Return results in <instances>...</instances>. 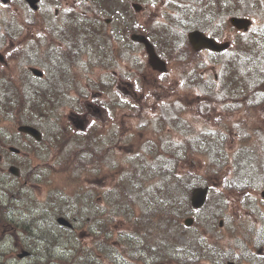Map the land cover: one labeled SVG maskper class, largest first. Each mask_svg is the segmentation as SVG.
Segmentation results:
<instances>
[{"label":"trees","instance_id":"trees-1","mask_svg":"<svg viewBox=\"0 0 264 264\" xmlns=\"http://www.w3.org/2000/svg\"><path fill=\"white\" fill-rule=\"evenodd\" d=\"M102 1L104 0H87L86 5L95 7ZM174 1L177 2L173 5L175 12L161 13L164 20L158 24L155 43L157 45L159 41L166 46V54L164 50H160L171 68L183 76L182 84L186 89L181 92L180 105L174 115L166 117L164 114H157L152 117V127L156 128L147 131L150 139L147 140V148H144L146 150L136 154L137 162L127 161L132 156L125 160L124 174L120 172L113 187L103 190L101 207L98 208L93 200L98 194L93 169L100 166V160L104 159L109 150L100 151L97 136L99 130L94 131V126L86 132L79 131L80 134L69 131L65 114L60 111L62 100H65L68 93L60 92L61 87L56 89L57 77L61 74L68 76L66 71L76 67L77 61L72 57L68 61H39L46 71L42 79L34 77L30 80L34 84V92L6 94L3 103L6 117L32 123L43 133L41 141L34 140V151L43 149L42 146L50 151L68 150L67 155L46 154L43 159L41 155L38 156L41 163L34 166V183L42 182L48 188L45 201H38L34 196V205L49 207L52 204L50 200H55L50 211L53 216L68 215L70 211L67 207H75L78 208L79 218L92 224L93 234L88 242L89 247L80 245L77 251L69 248L67 255L66 252L58 255L55 253L56 259L40 253L34 264H57L60 259L65 264H196V254L199 255L205 246L200 240H196L197 226L202 223L196 213L208 212L217 227L216 217L224 213L225 200L222 196L218 198V191L211 186L206 203L196 212L189 200L192 188L197 184L210 185L207 174L213 177L221 175L222 190L226 191H243L264 183V141H256V130L248 131L242 124L245 117L242 115L243 110L253 109L264 103V57L258 54L263 49L262 41L256 36L249 38L252 47L249 43L235 46L236 40L233 39L232 48L236 51H231L230 59L223 61L217 72L218 80L214 78L217 73L212 74L210 70L206 71L210 74L206 78L203 55L187 44L186 31L191 28L209 31L211 17L220 14L221 10L217 7L225 9L227 0ZM238 1L228 0V4L232 3L237 7ZM118 2L127 4L126 10L133 16L128 0ZM231 11L228 13L236 12L234 9ZM103 14L93 10L83 17L86 50L89 51L90 44L100 47L102 58H105L108 51L113 52L116 40L122 44L132 43L129 39L130 32L136 30L147 33V22L139 23L134 19L126 22L127 19L121 16H117L118 28L108 30L103 24ZM211 26L214 25L211 23ZM94 53L97 54L96 51ZM101 62L105 60L102 59ZM31 86L33 85L27 87ZM195 87L203 89L195 91ZM108 88H112V83L102 84L101 90L107 98L102 101V105L118 100L115 94L107 91ZM145 88L147 87L142 84L141 93ZM141 93L134 100L133 115L146 119L145 116L150 112L141 103L148 102L150 95L141 99ZM85 96L87 95H79L77 102L82 101ZM196 102H202L204 106H207V102L209 104L201 107ZM75 108L81 112L79 107ZM211 108L219 111V119H224L225 128L215 124L209 115H202V111H209ZM113 110V107L109 109L110 116ZM154 118L157 119V124ZM196 118H207L206 123L210 121L215 128L205 126L196 132ZM231 132L232 139L227 142L225 136ZM197 147L200 154L197 156L200 159L199 168H205V172H196ZM83 176L94 184H86L82 180ZM68 191L73 192L75 202H56L57 198H70ZM136 209L139 211L135 214ZM251 211L260 215L264 221V213L259 208ZM45 212L46 210L38 209L34 213V230L39 232L36 237L46 242H51L53 238L54 245H57L59 241L57 243L56 234L59 229L49 226V230L48 226H44L48 221L42 218ZM187 213L194 216V222L189 227L183 223ZM119 217H124L123 223H119ZM1 218L3 223H0V229H5L10 223L4 216L0 215V220ZM97 223L99 227H96ZM96 229H100V232ZM260 229H264V225ZM262 232L264 230H257L256 235ZM180 236L184 237L183 242H179ZM239 236L241 240L234 237L236 240L231 239L228 245L231 246L230 249L245 245L247 254L232 252L230 256L238 257L240 263L244 257V263L259 264L254 250L246 246L247 243H252L255 248L264 247V235L257 241L250 237L242 239L243 232ZM179 247H184V250H179ZM226 253L228 254L223 251L221 254L225 256ZM258 259L264 264V257L258 256Z\"/></svg>","mask_w":264,"mask_h":264},{"label":"rangeland","instance_id":"rangeland-1","mask_svg":"<svg viewBox=\"0 0 264 264\" xmlns=\"http://www.w3.org/2000/svg\"><path fill=\"white\" fill-rule=\"evenodd\" d=\"M116 0H104L100 3L99 7L104 8L105 14H103V19H111L109 24L111 27H116L119 24V19L118 17H113L114 14H117L118 11H121L123 13L122 17L125 18H133L134 20H138L140 22L151 20L148 19L149 16L154 15L157 13V4L152 3V0H128L129 6L132 1L139 2L143 5V9L140 12H136L131 8L130 11H134L133 16L129 15V11L126 10L127 4L124 3H119L116 5L114 9H110V6L115 4ZM259 4L264 5V0H245V5L243 7V12H248L251 15H254L256 17V23L255 19L253 18L252 25L254 27L253 30H256L259 25L264 21V15H260L258 12L255 11V7ZM46 9V5H44L43 9H39L37 12H31L29 16L34 19L40 18L43 15V12ZM45 18V17H44ZM146 18V19H145ZM130 20H128L129 22ZM150 23V22H149ZM158 24V23H157ZM151 28L153 29L155 27V24L150 23ZM143 50L141 49L140 46H137L135 48V53L138 58H140L141 66H136L134 64V60H125V61H119L118 63L116 62L111 69L117 72H124L123 70H126V73L129 74L132 79L138 78V81L141 82L144 86H148V89L151 92H148L149 95H151L149 101L145 104V106L150 105V114L151 116H145L146 119H133V118H128L125 116V114L129 111L127 109L128 104H121L120 106H114V112L116 111L117 115H114L112 120H116L114 125L111 128L109 125L106 127L105 131L103 132L102 138L104 139L103 144L101 145L100 148H102L104 145H108L110 143L111 147V152L108 155H105L103 160H100V167L93 169L94 173V180L96 185L99 186L98 189V194H96L95 199H93L96 203V206L99 208L103 205V197H102V192L103 190H106L108 188L113 187L115 178L122 172V175L124 174L126 169V162L125 160L127 157V161L129 162H137L136 154L138 151L133 150L136 148V150H140L143 147H145V144L148 139L146 138L143 132H146L148 130H153L156 127L153 126V118L152 116L157 114L158 112H164L167 117H170L174 115L177 111V106L179 105V99H181V92L183 89H181L182 86L179 85L178 88L177 82L175 79V74L169 73L167 76H169V82L168 83H163L162 87H156V84L154 79L158 75V71H153L150 72L149 69V64L147 60V56L143 55ZM145 54V53H144ZM39 57V56H36ZM225 57V56H224ZM141 58L142 61H141ZM86 61L82 63L83 69L80 73L84 74V77L89 76L91 78L95 77H100L99 74H104L108 73L105 72L103 68L106 69V66L102 65V69H97V63L94 64L93 59H89L88 57L84 58ZM129 61L134 64V66H126L127 62ZM88 62H90L91 67H87ZM222 64V63H221ZM96 68V69H95ZM132 68V73L130 69ZM146 74L150 79H147ZM146 77V78H144ZM157 79V78H156ZM116 80L118 82L125 81L126 79L123 78L121 74H118L116 76ZM145 80V81H144ZM92 80L89 81L90 84H92ZM144 81V83H143ZM168 81V79H167ZM130 82V80H129ZM134 84V83H133ZM133 84L129 85V87H132ZM79 85H82L81 81H77L74 83V87L79 88ZM164 86V87H163ZM126 90V89H125ZM166 98V99H165ZM155 101H162L159 103H154ZM165 101H168L169 105L165 103ZM155 104V105H154ZM213 107V106H212ZM85 99L81 101V105L79 107V110H81L80 115L77 116L78 123H83L86 124L90 122L92 119L96 121L101 122V118L106 116V110L101 109L99 115L92 116L91 112L85 111ZM165 109V110H164ZM70 109H65L61 107V113L62 114H68L71 112ZM78 110V109H77ZM243 115L245 116L242 120V124L248 131L252 132H257V136L255 139L256 141H264V103L259 105L258 107H253V109H245ZM78 112V111H77ZM209 118L212 119V121L219 125L221 128H225L226 125L223 123L224 119H219L218 112L216 110H213V108L209 109L207 111ZM91 114V115H90ZM122 114V115H121ZM152 118V119H151ZM238 119H234V121H237ZM155 123L157 124L158 121L156 118H154ZM122 122V123H120ZM122 124V127L118 130V127ZM228 127V126H227ZM11 131V134L15 132V127L10 126L7 128V131ZM119 131H122L121 138L118 139L117 133ZM141 134V135H139ZM110 135L111 141L106 142L105 140L106 137ZM140 138V142H134L135 137ZM229 136L231 137L232 134L230 133ZM16 138V137H15ZM20 138H17V140ZM23 140H25L23 142ZM22 141H19L27 151V148H31L32 146L28 145V141L24 138ZM118 140V142L115 144V141ZM27 141V142H26ZM134 143V144H133ZM136 143V144H135ZM130 145L131 148H128ZM43 149H38L37 151H34V153L28 155L27 152L23 153L22 157L20 159L25 160L27 157L30 159L29 165L33 166V169L31 171L34 172V166L35 165H40L37 163H40V160L44 158V156L47 154L48 156L52 154H68V150H63V151H50L46 148V146H42ZM45 147V149H44ZM150 151V149L148 150ZM42 156L41 159L38 158V156ZM200 159L197 157L196 158V172L201 171L205 172V168H198L200 166ZM192 164V162H191ZM1 166H4L3 164L0 165V183L9 186L11 191L20 190L22 188V184L20 181L21 177H14L12 179V175L8 172V169L1 171ZM202 166H205L204 163H202ZM130 176H131V171H129ZM133 178V176H131ZM210 180V184L215 187V189L218 191L216 194L217 197L219 196L224 197L225 204L223 206L224 208V213L218 214L216 219L217 223L221 222L220 225L215 227L214 225H211V215L203 212L202 215L200 216L202 223L197 226L198 228L196 229L197 234H201L202 240H200V243H205L207 240L212 242V246L217 250L216 254H212V258L216 259L218 253H222L223 251H227L228 254L226 253L227 256H230L232 252H235L237 254H243L246 255L247 252L244 250V247H236L234 250H230L231 246L228 245V241H230L234 235L235 232L238 234L242 232H247L249 227L255 226L256 223L258 225H261V221L258 219H255L256 217L252 212H250L247 208H245L247 205H252V202H254L255 206L252 208H259L263 213H264V198L261 197L260 191L264 187V183L259 184L258 186L251 187L250 189L245 190H231V191H226L222 190V177L221 175L213 177L211 174H207L206 176ZM39 180H41L40 177H38ZM87 178L85 176L82 177V180L88 184L92 185L94 184L93 181H88L86 180ZM88 181V182H87ZM112 183V184H111ZM30 182H28L27 185H24L25 187H28ZM111 184V185H110ZM261 187V188H260ZM48 186L45 185L42 182L36 181L34 185L30 188L29 191L27 192H20V195L18 196V200L23 199V195L26 197L27 201L24 202H17V196L16 199H13V193L11 194H5L0 190V215L1 217L4 216V218L11 217L7 221L10 223V225H6L5 229H0V264H34V260L38 258L37 254L43 253L46 257H52L53 259H56V256L54 254H62L65 253V255L68 254L69 248L70 249H79L80 245L83 247L87 248L88 242L90 240V237L92 234L89 231V227H91V223L87 224L85 220L80 219L79 215L77 214V209L75 207H67V210L70 211L68 214L69 217H67L74 226V230L70 231L66 228L59 227L55 221V217L51 214V208L50 207H45L41 206L42 209L46 210L45 214H42V218L47 219V223L45 226H51L53 227H58L60 230H58L56 234V241L58 243L57 245H54V239L52 238L51 242H46L43 239L37 238L36 235H38L39 232H36L34 230V237L29 236L30 231L32 230L27 229V226H23L26 220L29 218L34 217L32 215L33 213H36L37 210H34V196L37 198L38 201L44 202V198L47 192ZM14 191V192H15ZM220 191V192H219ZM70 193L68 196H71L70 198H57L56 202H61L62 204L64 203H69L74 201L73 197V192L68 191ZM259 198V199H258ZM262 198V199H261ZM262 201H261V200ZM243 201H248L246 202V205L243 203ZM251 201V202H250ZM32 202V203H30ZM8 203L18 205L19 207L22 208V210H19L18 208H9V212L7 213V216L5 214V211L3 208L8 206ZM2 207V208H1ZM6 209V208H5ZM27 210L28 213H22V211ZM102 210V209H101ZM139 211V209H136L135 214ZM255 211V210H254ZM101 214V213H100ZM191 215V213H187ZM186 214V216H187ZM30 215V216H29ZM82 216V215H81ZM100 216V215H99ZM210 216V218H209ZM123 218L124 217H119L118 221L119 223H123ZM0 223L2 222V218L0 220ZM99 225V223H97ZM26 229V230H25ZM50 230V227L48 228ZM92 230V228H91ZM231 237V238H230ZM184 237L180 236L179 242H183ZM247 248L253 249V244L252 243H247ZM29 250L30 254L25 256V257H18L20 253H22V250ZM37 250V253L35 252ZM202 253V250L200 251V254ZM257 259L256 261L260 263L261 258L258 259V252L257 249L255 250ZM199 254V255H200ZM210 254V253H208ZM76 257L78 255L76 254ZM238 259V257H237ZM243 260L244 257H243ZM60 264H65L66 262L60 259ZM75 263H78L77 260H75ZM74 264V263H71ZM198 264H209V262L201 258V260L198 262ZM214 264V263H210ZM247 264V263H243Z\"/></svg>","mask_w":264,"mask_h":264},{"label":"flooded vegetation","instance_id":"flooded-vegetation-1","mask_svg":"<svg viewBox=\"0 0 264 264\" xmlns=\"http://www.w3.org/2000/svg\"><path fill=\"white\" fill-rule=\"evenodd\" d=\"M4 8L7 7H1V9ZM73 11L85 12L83 8L79 7L78 0H75ZM58 14L59 10L58 8H55V16ZM35 25L39 26L34 22L22 21H15V23H11V21L8 23H0V50L2 49L1 47L11 45L14 47L13 50L15 51L9 55L5 54L4 59L0 60V94L8 90H18L13 89V87H8V84L11 82L8 80L7 67H27L29 71L30 65H24L21 62L34 61V58H36L34 55V42L37 46H41L43 44L42 40L47 37L49 40L50 51L56 53L55 57H58L59 59L65 58L63 55L64 47L62 44L63 41L69 37V29H60L55 21H53L48 29L44 26H39L40 28H38ZM9 36L18 37L10 39ZM28 75L30 76V71L28 72ZM17 138L20 139L17 140ZM24 138L25 137L22 134L16 132L13 133V136L9 134L2 120V123H0V165L3 164L4 166H1V171L6 170L7 168L9 172L10 167L13 165L18 168L19 172L22 170L25 174L29 173L28 170L33 169V166L29 165L30 159L28 157L25 160L20 159L25 152H27L28 155L34 153V150L27 149L26 151L25 149L18 148L21 144L19 141H22ZM25 139L27 140V138ZM24 141L25 140H23V142ZM28 145H30V143ZM12 147L18 148L19 150ZM32 215H34V213ZM25 224L30 230H32L34 236V217H32L31 220H26Z\"/></svg>","mask_w":264,"mask_h":264},{"label":"water","instance_id":"water-1","mask_svg":"<svg viewBox=\"0 0 264 264\" xmlns=\"http://www.w3.org/2000/svg\"><path fill=\"white\" fill-rule=\"evenodd\" d=\"M30 3L33 5L34 0H30ZM133 7L136 10H139L141 8L140 4H138V3H133ZM231 22L235 26H237L238 28H245V29L247 28V26L249 24V20L246 18L232 17ZM132 38H134L135 40H139L146 45V48L149 52V58H150L151 65L153 67L159 68L160 70H164L165 63L162 60H160L159 57L156 55V53L154 52V49H153L152 45L149 43L148 39L144 35H141V34H133ZM189 39L195 47L207 46L213 50H220L224 47V45L218 44L213 39L205 37L200 31H197V30L189 32ZM33 71L35 74L41 75V72L38 69H33ZM20 130L27 131V132L33 134L34 137L37 139L41 138L40 132L35 128L33 129L32 127H29V126H21ZM206 192H207V187H204V188L203 187H197V188L193 189V191L191 193V204L195 208L200 207L203 204V202L205 200ZM261 195L264 197V190H262ZM57 220L59 223H62L65 225H70V223L62 216L58 217ZM184 222H185V224L189 225L192 223V218L187 217ZM25 254H26V252L23 251L22 253L19 254V256H23Z\"/></svg>","mask_w":264,"mask_h":264},{"label":"snow or ice","instance_id":"snow-or-ice-1","mask_svg":"<svg viewBox=\"0 0 264 264\" xmlns=\"http://www.w3.org/2000/svg\"><path fill=\"white\" fill-rule=\"evenodd\" d=\"M66 11H70V9H66ZM137 91H139V88H137ZM95 124V121L93 120V121H91V123L89 124V127H91L92 125H94Z\"/></svg>","mask_w":264,"mask_h":264}]
</instances>
